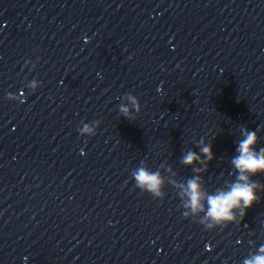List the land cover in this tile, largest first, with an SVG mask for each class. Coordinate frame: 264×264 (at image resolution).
Segmentation results:
<instances>
[{"label": "clouds", "instance_id": "1", "mask_svg": "<svg viewBox=\"0 0 264 264\" xmlns=\"http://www.w3.org/2000/svg\"><path fill=\"white\" fill-rule=\"evenodd\" d=\"M133 103L135 104V101ZM120 111L128 119H133V117L128 116L129 109L127 107L121 106ZM137 111H139L138 106ZM257 140L258 137L255 132L245 131V138L239 143L238 151L240 154L232 161L240 173L238 182L234 183L229 191H221L217 195L207 197L209 206L206 213L207 217L215 221H234L236 219V211L240 210L241 219L243 220L246 210L259 200L257 190L261 189V185L249 180V175L264 172V148L259 151L254 150ZM202 152L209 160L212 158L210 147L202 148ZM198 159L199 157L194 152H188L183 157V163L190 165ZM135 180L140 187L155 192L157 195L160 194L161 180L158 174L150 173L145 168H140L135 173ZM187 194L190 198L192 211H203V194L197 179H192L188 182ZM260 252L264 253V247L260 249ZM245 264H264V255H256L251 260H246Z\"/></svg>", "mask_w": 264, "mask_h": 264}]
</instances>
